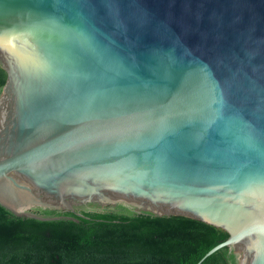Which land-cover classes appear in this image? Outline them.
<instances>
[{
	"label": "water",
	"instance_id": "water-1",
	"mask_svg": "<svg viewBox=\"0 0 264 264\" xmlns=\"http://www.w3.org/2000/svg\"><path fill=\"white\" fill-rule=\"evenodd\" d=\"M0 66V207L182 216L229 235L198 264H264V0H0Z\"/></svg>",
	"mask_w": 264,
	"mask_h": 264
},
{
	"label": "trees",
	"instance_id": "trees-1",
	"mask_svg": "<svg viewBox=\"0 0 264 264\" xmlns=\"http://www.w3.org/2000/svg\"><path fill=\"white\" fill-rule=\"evenodd\" d=\"M7 79L0 66V92ZM43 216L71 217L41 222L0 207V264H198L229 237L221 228L182 216L136 215L122 205L98 213L35 209ZM200 264H235L222 248Z\"/></svg>",
	"mask_w": 264,
	"mask_h": 264
},
{
	"label": "flooded vegetation",
	"instance_id": "flooded-vegetation-1",
	"mask_svg": "<svg viewBox=\"0 0 264 264\" xmlns=\"http://www.w3.org/2000/svg\"><path fill=\"white\" fill-rule=\"evenodd\" d=\"M89 207H92V206H89ZM88 211V210H87Z\"/></svg>",
	"mask_w": 264,
	"mask_h": 264
}]
</instances>
